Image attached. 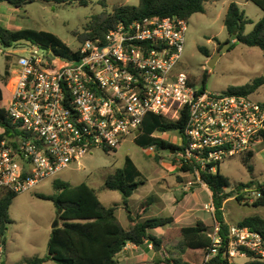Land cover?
Listing matches in <instances>:
<instances>
[{
	"label": "built area",
	"instance_id": "1",
	"mask_svg": "<svg viewBox=\"0 0 264 264\" xmlns=\"http://www.w3.org/2000/svg\"><path fill=\"white\" fill-rule=\"evenodd\" d=\"M188 30L189 19L177 16L121 22L104 38L85 40L71 59L30 42H22L26 49L8 48L16 63L2 108L14 134L0 137V190L27 192L94 150L115 152L142 134L149 113L171 121L186 116L176 132L180 149L171 155L180 167H192L198 181L200 171L215 172L228 159L263 149L264 101L197 90L179 69ZM243 193L262 196L257 188ZM204 210L214 214L213 202ZM220 231L216 222L206 233L211 244L204 264L218 255ZM246 251L264 257L263 238L229 225L224 258L234 264Z\"/></svg>",
	"mask_w": 264,
	"mask_h": 264
},
{
	"label": "rangeland",
	"instance_id": "2",
	"mask_svg": "<svg viewBox=\"0 0 264 264\" xmlns=\"http://www.w3.org/2000/svg\"><path fill=\"white\" fill-rule=\"evenodd\" d=\"M138 3L139 0H88L87 6H81L79 3L56 5L45 0H35L24 4L20 9H15L7 3H0V26L10 30L30 28L51 32L73 51H77L87 39L85 35L93 16L111 13L114 6H136ZM231 3L238 4L245 16L252 21L246 25L245 34L250 33L254 25L263 17L262 10L246 0L216 2L208 0L205 4V12L195 14L189 19V30L179 69L190 76L197 90L224 93L231 87L245 86L255 78L264 76L263 52L259 48L248 47L241 43L233 45L235 41L224 27V19ZM226 43H228L227 47H225ZM16 47L26 49V45L22 43ZM199 47L208 48L212 57L219 53L220 56L212 67L208 66L211 58H206L199 51ZM223 48H226L224 52ZM9 50L0 45V85L4 90L5 98L12 90L10 74L7 75L6 71L10 73L16 63V58L8 55ZM205 75L207 81L204 84ZM251 96L258 101H264V86ZM4 104L6 101H2L0 107ZM155 137L176 146L181 143V136L176 132L155 134ZM171 154L167 149H161L158 154H151L147 149L138 146L130 137L115 152L94 150L79 163L72 164L27 192L18 193L9 211L12 224L2 239L4 244L0 243V264L4 260L7 264H25L26 260L47 253L49 234L53 224L58 220L53 203L39 199L37 195L53 196L54 182L57 180L70 186L86 183L95 189L98 198L105 206L121 204L122 195L104 188V184L109 174L124 166L127 157L134 162L141 173V179L145 182L129 198L132 211H137L142 202L151 199L152 208L147 211L146 217L160 215L175 217L177 227L193 226L200 221L211 230L217 221L214 214L204 210V206L212 202L211 193L193 173L180 172V166ZM242 158L236 156L226 160L221 166L222 173L235 183L254 181V188L259 189L258 185L264 188V146L252 155L249 162L253 168L252 172L247 170ZM161 175H164V179H161ZM189 182L199 186H188ZM159 192L166 194L169 200L168 203L164 202L166 206L162 209L161 202H154ZM242 197L241 202L235 198H232L226 206L224 205L227 201L224 202L223 215L226 222L234 224V221L252 215L264 218V206H254L256 198L249 193H243ZM117 215L124 226L126 224L124 210L119 209ZM159 231L160 229L155 231L158 236ZM152 246L149 244L148 248L153 250L154 246ZM146 249L140 248V250ZM184 250L182 240L176 238L164 246L162 253L166 256L159 261L166 264L169 261L172 264L182 256ZM247 260L248 258L245 257H237L233 259V263L243 264ZM43 264L57 263L52 261Z\"/></svg>",
	"mask_w": 264,
	"mask_h": 264
},
{
	"label": "trees",
	"instance_id": "3",
	"mask_svg": "<svg viewBox=\"0 0 264 264\" xmlns=\"http://www.w3.org/2000/svg\"><path fill=\"white\" fill-rule=\"evenodd\" d=\"M35 0H0L15 9H20L24 4ZM47 2L61 5L79 3L87 6L88 0H45ZM208 0H139L138 5L114 6L111 13H102L93 16L88 24L85 37L88 39L104 38L109 30L115 28L121 22H130L143 18H165L177 16L190 19L195 14L205 12V4ZM260 8L263 12L262 19L257 22L252 31L245 34L246 25L252 23L236 3L228 6L224 19V27L227 33L235 41L233 45L241 43L248 47L259 48L264 56V0H246ZM22 42H30L43 49L52 51L62 58H75L77 52L73 51L58 36L51 32L24 28L10 30L0 26V45L11 48ZM84 42V41H83ZM232 45V46H233ZM199 51L206 57L212 58V54L206 47H199ZM9 75V71H6ZM207 81L204 76L203 83ZM264 86V76L255 78L250 84L241 87H231L229 93L251 95L260 87ZM5 93L0 86V102ZM186 124V116L171 121L160 115L149 113L145 116L141 131L142 134L134 142L143 149L155 145L158 150H179L180 147L168 141L153 137L154 133L166 134L170 132H182ZM0 128L4 133L0 136L8 137L14 134L13 126L8 118L7 112L0 107ZM264 140V131L262 133ZM252 153L243 157L242 161L249 172L253 171L249 164ZM180 172L193 173L189 166L180 167ZM200 179L212 194V202L215 207V219L220 224V236L222 244L218 255L212 259L210 264H228L224 258L226 244L228 241V223L223 215V204L230 198L242 201L243 191L254 188V181L249 183H235L222 174L221 168L215 172L209 169L200 171ZM144 184L141 173L134 162L127 157L122 168L116 169L109 174L105 180L104 188L119 192L122 195V206L128 220V227L124 228L117 219L118 206H105L98 198L95 189L81 183L70 186L61 181L54 182L55 194L50 197L37 195L39 199L51 201L56 209L58 226L52 229L48 243L47 254L42 257H34L26 260L25 264H43L53 261L57 264H119L118 255L123 248L132 243L142 246L145 242L157 246L166 245L176 238H180L184 244V253L174 260L172 264H204L211 240L207 236L209 228L202 222L193 226L177 227L171 226L173 217H148L145 214L151 205V199L142 202L136 212L130 209L129 198ZM262 196L257 199L254 206H264V188L258 185ZM18 193L10 190H0V243L7 230L12 224L10 218V207L13 199ZM247 227L261 235L264 240V218L252 215L244 218L238 224ZM165 229L163 236L158 239L151 231ZM3 243V242H2ZM4 244V243H3ZM248 261L243 264H264V257L253 252H245ZM157 264H166L158 261ZM168 264L169 263L168 261Z\"/></svg>",
	"mask_w": 264,
	"mask_h": 264
},
{
	"label": "crops",
	"instance_id": "4",
	"mask_svg": "<svg viewBox=\"0 0 264 264\" xmlns=\"http://www.w3.org/2000/svg\"><path fill=\"white\" fill-rule=\"evenodd\" d=\"M213 2H216L217 0H212ZM1 86V85H0ZM2 102V101H1ZM0 102V103H1ZM156 134H161V133H156ZM222 172V171H221ZM223 174V173H222ZM229 178V177H228ZM161 179H164V175H161ZM144 184H145V182H144ZM143 184V185H144ZM142 185V186H143ZM197 184H195V186H196ZM199 186V185H198ZM141 187V186H140ZM139 187V188H140ZM138 188V189H139ZM137 189V190H138ZM208 190V189H207ZM212 195V194H211ZM168 197L166 196V194H162V192H159L158 193V195L156 196V198H154V202H157V201H159V202H161L160 204H161V206H160V208L162 209V208H165V203H168V199H167ZM232 200V198H230V199H228L227 200V202H225V205L224 206H226V204H228L230 201ZM165 202V203H164ZM211 203V202H210ZM152 204V203H151ZM115 205V204H114ZM119 208H118V210L119 209H122L121 208V206H122V202H121V204H116ZM113 206V205H112ZM140 206V205H139ZM151 206V205H150ZM149 206V210L152 208V206L150 207ZM139 208V207H138ZM131 209V208H130ZM118 210H117V213H118ZM123 210V209H122ZM138 210V209H137ZM134 212V211H133ZM136 212V211H135ZM149 212V211H148ZM147 212V213H148ZM117 213H116V215H117ZM146 213V214H147ZM146 214H145V218H148V217H146ZM125 216H126V213H125ZM161 216H163V215H160V216H158V217H161ZM117 219H118V215H117ZM173 219H174V222H173V224L171 225V226H176V218L175 217H173ZM118 221H119V219H118ZM226 221V220H225ZM241 220H238V221H234V224H232V223H228V225H237L239 222H240ZM120 222V221H119ZM122 225V224H121ZM123 226V225H122ZM124 228H127L128 227V220H127V216H126V224L123 226ZM157 229H155V230H153V231H151V233L155 236V237H157L158 239H160L162 236H163V234L165 233V229H163V228H161L160 229V231H159V236L158 235H156V231ZM51 231H52V229H51ZM51 231H50V234H51ZM50 234H49V237H50ZM48 240H49V238H48ZM47 243H48V241H47ZM3 244V243H2ZM149 244H152V243H149V242H145V244H143L142 246H136V245H134V244H132V243H128L124 248H123V250L120 252V254L118 255V261H119V263L121 262L122 264H157L158 263V261L160 260V259H162V258H165V256H166V254H163L162 253V250L164 249V246L165 245H163V246H160V249H162V250H157L156 249V247H153V250L152 249H150V248H148V246H149ZM153 245V244H152ZM141 247H145V248H147L146 250H140V248ZM47 254V253H46ZM46 254H44V255H46ZM43 255V256H44ZM42 257V256H41ZM242 257H245V258H247L246 256H242ZM248 261V260H247ZM50 262H52V261H48V262H46V263H50ZM2 263H4V264H7V261H3ZM1 263V264H2Z\"/></svg>",
	"mask_w": 264,
	"mask_h": 264
},
{
	"label": "water",
	"instance_id": "5",
	"mask_svg": "<svg viewBox=\"0 0 264 264\" xmlns=\"http://www.w3.org/2000/svg\"><path fill=\"white\" fill-rule=\"evenodd\" d=\"M227 46H228V43L225 44V47H227ZM225 50H226V48H223V49H222L223 52H224ZM219 56H220L219 53H217L214 57H212V58H211V61L209 62V65H208V66H209V67H212L213 64L215 63V61L219 58ZM170 152L173 153L174 151H173V150H170ZM198 185H199V184H197L196 186H198ZM58 224H59L58 221H56V222L53 224L52 229L56 228V227L58 226ZM153 246L156 247L157 250H160V246H157V245H155V244H153ZM2 264H4V263H2Z\"/></svg>",
	"mask_w": 264,
	"mask_h": 264
}]
</instances>
